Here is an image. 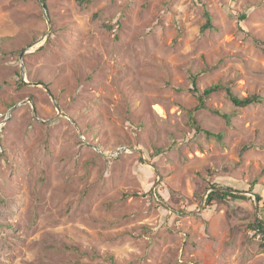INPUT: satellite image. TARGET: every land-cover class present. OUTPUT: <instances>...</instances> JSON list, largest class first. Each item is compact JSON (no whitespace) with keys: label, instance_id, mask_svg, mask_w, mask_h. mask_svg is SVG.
<instances>
[{"label":"rangeland","instance_id":"1","mask_svg":"<svg viewBox=\"0 0 264 264\" xmlns=\"http://www.w3.org/2000/svg\"><path fill=\"white\" fill-rule=\"evenodd\" d=\"M263 205L264 0H0V264H264Z\"/></svg>","mask_w":264,"mask_h":264},{"label":"trees","instance_id":"2","mask_svg":"<svg viewBox=\"0 0 264 264\" xmlns=\"http://www.w3.org/2000/svg\"><path fill=\"white\" fill-rule=\"evenodd\" d=\"M242 18L245 19V15L242 16ZM207 27H212L211 25V18L208 19L207 22ZM258 44H261L260 41H257ZM194 90L197 91V76L191 75ZM21 86H25L24 84H21ZM225 90L227 97L230 99V101L237 107L239 108H246L251 105L259 104L263 101L262 97L258 95H253L245 98H241L233 93L230 87H225L221 84L213 85L210 86L209 88L205 89L201 95H199V100H200V108H206V102L205 99L211 96L214 93H217L219 91ZM197 94V93H196ZM192 125L196 127L197 130L199 128L197 127L196 121H194V118H191ZM207 134L210 137H216L215 135L207 132ZM217 138L220 140L221 136H217ZM216 188V187H215ZM240 191H233V189L230 188H224L220 187L218 189L213 190L207 197V203L210 204L213 202L215 199H220V200H227L228 198L232 200H243L246 199L247 197L240 195ZM257 196V199L261 202V198ZM249 228L252 230L259 229L261 234L263 235L262 239V246H264V218H263V210L260 208L259 215L255 214L253 222L249 225Z\"/></svg>","mask_w":264,"mask_h":264},{"label":"water","instance_id":"3","mask_svg":"<svg viewBox=\"0 0 264 264\" xmlns=\"http://www.w3.org/2000/svg\"><path fill=\"white\" fill-rule=\"evenodd\" d=\"M43 7L45 8V5L43 4ZM38 44V42H35V43H33V44H31V45H29L28 47H26L22 52H21V54H20V60H21V62H22V82L24 83V84H28V85H33V86H36V84H40V83H30L29 81H27L26 80V78H25V66H24V63H23V59H24V57H25V55L26 54H28L29 53V51L35 46V45H37ZM49 94H50V92H48ZM50 96H51V94H50ZM52 97V96H51ZM52 99H53V101H54V98L52 97ZM55 106H56V108H57V110H58V115H61L62 114V111H61V109H60V106L59 105H57V104H55ZM11 112H12V110L10 111V114H11ZM9 118H7L6 120H8ZM124 151H126V149L125 148H122V149H119L118 150V152H117V155H119L120 153H123ZM257 215L259 214V211H260V207L259 206H257Z\"/></svg>","mask_w":264,"mask_h":264},{"label":"built area","instance_id":"4","mask_svg":"<svg viewBox=\"0 0 264 264\" xmlns=\"http://www.w3.org/2000/svg\"><path fill=\"white\" fill-rule=\"evenodd\" d=\"M262 210H263V218H264V205L262 207ZM260 212V211H259ZM259 215V214H258ZM249 236L251 238H254V239H257L259 241H262L263 239V235L261 234L260 230L259 229H255V230H250L249 231Z\"/></svg>","mask_w":264,"mask_h":264}]
</instances>
